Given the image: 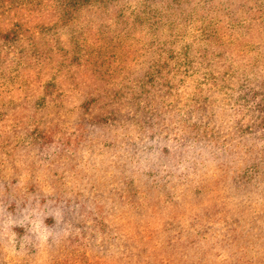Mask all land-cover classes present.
<instances>
[{"label":"rangeland","instance_id":"obj_1","mask_svg":"<svg viewBox=\"0 0 264 264\" xmlns=\"http://www.w3.org/2000/svg\"><path fill=\"white\" fill-rule=\"evenodd\" d=\"M184 1L171 13L142 7L140 18L126 5L122 21L104 7L83 8L66 21L62 0H0V264H264V182L257 184L262 196H244L237 177L259 145L264 153V139L236 131V103L219 99L212 77L220 73V43L232 50L230 60L244 63L263 33L229 27L231 17L220 13L215 47L212 0ZM7 32L13 40L3 39ZM178 47L187 54L165 58ZM161 60L182 78L165 99L176 104L179 128L155 129L160 142L148 137L145 118L99 129L91 119L103 109L83 107L86 97L124 95L115 105L126 115L134 111L130 89ZM183 60L191 65L179 68ZM200 104L206 112H196ZM197 122L216 130L215 146L229 155L215 160L212 145L193 142L198 150L184 154L200 159L196 174L187 172L191 161L186 182L169 176L173 184L151 189L145 172L165 170L156 145ZM103 223L106 234L97 230Z\"/></svg>","mask_w":264,"mask_h":264},{"label":"trees","instance_id":"obj_2","mask_svg":"<svg viewBox=\"0 0 264 264\" xmlns=\"http://www.w3.org/2000/svg\"><path fill=\"white\" fill-rule=\"evenodd\" d=\"M185 3L184 0H62L63 10L62 15L66 21H71L77 16L78 10L83 8L92 10H97L98 8H105L104 11H109L108 15H115L120 21L124 17V7L126 5H134V11L136 18H140L141 15L146 11L142 7L154 5L157 11H163L171 13L172 10L178 8L183 10L181 6L182 3ZM212 5L208 8L212 11V41H216L213 46L217 47L220 43V36L217 35V32L221 30L225 19H221L219 16L220 13L224 15H229L230 26L232 24H237L239 27H245V32H250V35L256 36L258 33L255 30H260L263 33V36L259 34V41L253 44L251 52L253 53L251 57L245 58L244 63H238L235 60H230V55H232V50L230 48H225V46L220 43V50L216 53V57L220 58V63H217L214 66L215 72H220L217 75L212 74V77L215 78L216 83L214 84L215 88H220L218 92L219 99H229L231 102L236 103V112L240 116V123L236 131L241 133V136L244 137V133L250 131L256 137H261L264 139V0H212ZM106 6V7H105ZM212 6V9H211ZM143 9V10H140ZM227 14H226V13ZM159 18H164L161 15V12H158ZM263 21V22H261ZM168 24V28L172 30V33L175 34V29L177 25L172 23ZM263 24V27L257 29V25ZM244 25V26H243ZM238 27V28H239ZM206 28V27H205ZM204 30H208L207 28ZM180 36H183L182 31ZM255 32V33H254ZM205 32L202 31V34ZM3 39H12L13 35L9 32L1 35ZM171 37V36H170ZM171 39H173L171 37ZM237 39V38H236ZM191 43H201L196 40H190ZM177 44V42H175ZM178 45V44H177ZM188 47H191L189 44ZM172 49L171 53L165 58H175L172 53H180L186 55L187 50L185 47H178V50ZM161 56L163 49H159ZM201 52L200 50H198ZM203 52L209 53V50H203ZM177 55V54H175ZM233 56V55H232ZM245 57V56H244ZM242 59V58H241ZM159 61V64L154 66V68L146 71L143 76L138 80V86L136 85L137 90H133V87L130 89L129 98L133 97V107L134 111H129L126 115H123L122 109L115 105L116 99L120 97L113 94L112 91H106L105 93L99 94H90V97H86L82 103L83 107L88 110L92 109H103V114L96 113L98 117H93L91 120L99 128L109 130L119 121L123 120H132L135 117L145 118V121H140L141 124H146L149 129L148 137L156 142H160V139L156 140L155 138V129L160 127L161 130L167 131L171 129L172 131L177 130L179 127H173V122L175 116L178 114L176 104L173 101H166L169 95L173 96L177 94L179 85L182 81V78L178 76V69H173L167 64V60H164L163 63ZM167 64V65H166ZM179 68L191 65L188 61H180L177 63ZM166 74L163 82H158L163 68H166ZM173 72V74H172ZM176 79V82H174ZM220 83H217V82ZM161 84V85H160ZM160 92V94H158ZM177 91V92H176ZM124 95L120 98L122 99ZM179 103V101H178ZM160 108L162 110H160ZM197 112L199 109H203L206 112V107L203 104L198 105L197 108H194ZM194 110V111H195ZM164 111L167 117L161 116V113L158 112ZM213 112V111H212ZM204 114V113H203ZM192 115H195L192 111H189V117L187 118L190 122ZM204 115L200 114L199 119L204 120ZM215 119V117L212 116ZM180 118L178 121H182ZM164 124L161 126V122ZM105 126H103V123ZM193 124V123H192ZM181 127V126H180ZM99 128V129H100ZM35 131L40 130V128H35ZM39 134H44L39 132ZM216 130L213 127H209L208 124L195 123L192 125V129L188 132L180 130L174 135L172 139L168 135H164L163 139L166 142L163 147L156 145L157 151L161 154L162 160L165 162V170H156L154 167H151L150 170L146 171L147 177H149L152 182L150 183V188L153 190L160 189L162 187H168L173 183H170L167 180V177H171L172 182L180 184L187 181V175L185 171L190 167L189 163L195 162L193 164V169H189L187 172L191 176L196 174L198 171L199 158L192 156L190 153L184 154L187 150H192L195 154V149H193V142L196 145L204 142L205 144L212 145V154H215L213 158L218 160L219 158L229 153L222 149V146H215L214 136ZM249 134L247 136H249ZM161 136V133L159 134ZM85 140L86 137L84 138ZM172 142V143H171ZM244 144L248 145L250 141L244 140ZM254 145V143H251ZM160 145V143H159ZM252 145V146H253ZM261 145H264L261 143ZM153 148V146H151ZM210 149V148H209ZM198 150V149H196ZM200 154V152H196ZM248 157V152H247ZM168 172L169 175H165V179H162L161 174ZM238 183L241 185V194L244 196L248 195L250 192H253L256 196H262L259 193H262L261 187H258L259 183L263 185L264 182V153L259 145V149L253 155V159L247 161L244 169L242 168L237 172ZM235 183V188H238V185ZM162 191V190H161ZM264 191V190H263ZM164 195V193H162ZM136 208H139L135 204ZM166 208L168 206H165ZM55 222V220H52ZM54 224V223H53ZM102 229V234L108 233V225L104 223L98 226V231ZM84 232V231H83ZM97 231H95L96 233Z\"/></svg>","mask_w":264,"mask_h":264}]
</instances>
